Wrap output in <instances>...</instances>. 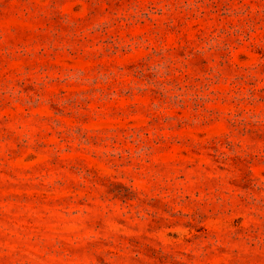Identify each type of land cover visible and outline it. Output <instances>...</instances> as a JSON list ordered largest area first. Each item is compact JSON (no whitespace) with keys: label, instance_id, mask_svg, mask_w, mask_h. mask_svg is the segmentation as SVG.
Returning a JSON list of instances; mask_svg holds the SVG:
<instances>
[{"label":"rangeland","instance_id":"rangeland-1","mask_svg":"<svg viewBox=\"0 0 264 264\" xmlns=\"http://www.w3.org/2000/svg\"><path fill=\"white\" fill-rule=\"evenodd\" d=\"M0 264H264V0H0Z\"/></svg>","mask_w":264,"mask_h":264}]
</instances>
